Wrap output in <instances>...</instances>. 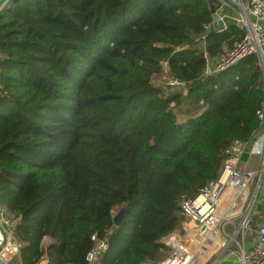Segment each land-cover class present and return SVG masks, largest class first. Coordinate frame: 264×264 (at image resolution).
I'll list each match as a JSON object with an SVG mask.
<instances>
[{
    "label": "trees",
    "instance_id": "trees-1",
    "mask_svg": "<svg viewBox=\"0 0 264 264\" xmlns=\"http://www.w3.org/2000/svg\"><path fill=\"white\" fill-rule=\"evenodd\" d=\"M207 0H9L0 10V207L20 264L156 263L181 225L180 204L209 188L261 123L264 84L250 54L203 77L206 57L243 31L211 22ZM165 63L189 82L153 85ZM125 208L119 227L113 210ZM107 232H109L107 234Z\"/></svg>",
    "mask_w": 264,
    "mask_h": 264
},
{
    "label": "built area",
    "instance_id": "built-area-1",
    "mask_svg": "<svg viewBox=\"0 0 264 264\" xmlns=\"http://www.w3.org/2000/svg\"><path fill=\"white\" fill-rule=\"evenodd\" d=\"M229 1L235 7L223 3L218 9L219 16L225 27L233 22L243 34L220 56L212 59L205 54L203 76L225 71L253 54L258 59L264 84V0ZM229 7L237 10V14L229 11ZM207 26L201 37L206 38ZM201 37L199 35L195 42L202 41ZM208 66L210 71L207 73ZM173 79L176 86L189 88V82ZM261 105L256 115L264 125V99ZM258 154L260 165L257 169H241L238 158L233 157L224 162L218 178L209 188L193 198L182 199L180 228L172 237L168 238L169 234L161 239L165 243L163 257L156 263L141 264H216L227 255H235L239 264H264V222L253 220L255 200L264 187V140ZM91 240L94 244L86 253L85 262L100 264V256L108 247L107 238L98 239L92 234ZM20 246L10 220L0 207V264H8L19 253ZM42 258L39 264L47 261Z\"/></svg>",
    "mask_w": 264,
    "mask_h": 264
},
{
    "label": "crops",
    "instance_id": "crops-1",
    "mask_svg": "<svg viewBox=\"0 0 264 264\" xmlns=\"http://www.w3.org/2000/svg\"><path fill=\"white\" fill-rule=\"evenodd\" d=\"M263 140H264V125L262 124L260 128L256 132H254V134L252 135L251 139L248 142H239V141L232 142V145L229 148V151L231 152V157L228 158L227 160H230L233 157H237L238 158L237 163L241 169H245V170L257 169L260 165L259 162L260 155L258 154V149H260ZM262 190L264 194V187L262 188ZM253 218H254L253 220L255 221L261 220L262 222H264V211L254 209ZM174 233H172L167 237L168 238L172 237ZM47 243H49V238L48 237L43 238L41 242L42 253L44 250L43 247L47 249ZM216 264H239V263L235 255L234 256L227 255L221 257Z\"/></svg>",
    "mask_w": 264,
    "mask_h": 264
},
{
    "label": "rangeland",
    "instance_id": "rangeland-1",
    "mask_svg": "<svg viewBox=\"0 0 264 264\" xmlns=\"http://www.w3.org/2000/svg\"><path fill=\"white\" fill-rule=\"evenodd\" d=\"M6 5H7V3H6ZM229 11L234 12V13L237 14V10H235L232 7H229ZM205 31L202 34H200V37L205 34ZM197 40L199 41V39H197ZM201 40H202V41H200L201 44L199 45L200 47H202V43L203 44L205 43L206 38L201 37ZM222 48L224 50L223 52L227 51V48H225V47H222ZM206 68H207L206 72L208 73L210 71V66H208ZM161 69H162V71L154 76L153 85L155 84V85L159 86L166 93L173 92V91L180 93V99H181L180 103L173 107V111H174L175 115L177 116V119L182 120V119L185 118L187 112L190 111L191 108H192L190 101L185 97L188 89L187 88L182 89V88H180V87L175 85L174 79H172L170 77V75L168 74V72H167L165 63L162 65ZM203 77H205V76H203ZM262 191L263 190L261 188L259 190V192H258L257 199L255 200L256 202L254 204V207H255L256 210L264 211V194H263ZM121 207H123V206H118L117 208H115L113 210V214L115 215L118 212V209L121 208ZM41 248H42V246H41ZM43 248H44V250H43V258L46 259V254L45 253H46L47 249L45 247H43ZM8 264H20V260H19L18 254L16 256H14L8 262Z\"/></svg>",
    "mask_w": 264,
    "mask_h": 264
},
{
    "label": "water",
    "instance_id": "water-1",
    "mask_svg": "<svg viewBox=\"0 0 264 264\" xmlns=\"http://www.w3.org/2000/svg\"><path fill=\"white\" fill-rule=\"evenodd\" d=\"M9 0H0V10L5 6V4L8 2ZM208 4H210V10L211 11V22L210 24L207 26V34L210 31H221L225 28L224 22L223 20L220 18L219 13H218V9L221 7V5L224 3L226 5H230L232 7H235L234 4L231 1H227V0H207ZM206 34V35H207ZM228 162V161H225ZM124 213H125V208L121 207L118 209V212L114 215H112L111 217V222L113 223V225L115 227H119V225L121 224V220L124 217ZM51 242V240H49V243ZM49 243H47V247L49 246ZM42 250V248H41Z\"/></svg>",
    "mask_w": 264,
    "mask_h": 264
}]
</instances>
